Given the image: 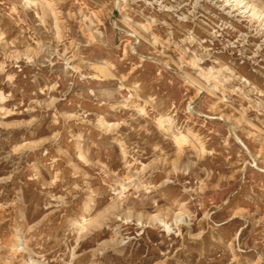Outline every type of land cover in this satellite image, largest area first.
<instances>
[{
  "label": "rangeland",
  "instance_id": "1",
  "mask_svg": "<svg viewBox=\"0 0 264 264\" xmlns=\"http://www.w3.org/2000/svg\"><path fill=\"white\" fill-rule=\"evenodd\" d=\"M0 264H264V0H0Z\"/></svg>",
  "mask_w": 264,
  "mask_h": 264
}]
</instances>
